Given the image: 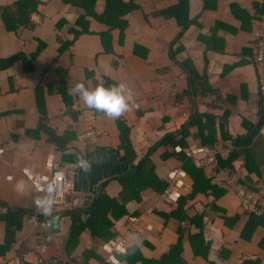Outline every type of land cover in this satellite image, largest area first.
<instances>
[{
  "label": "crops",
  "instance_id": "0c3cea01",
  "mask_svg": "<svg viewBox=\"0 0 264 264\" xmlns=\"http://www.w3.org/2000/svg\"><path fill=\"white\" fill-rule=\"evenodd\" d=\"M179 1L135 0L137 10L124 17L127 28L123 32L109 30L88 15L84 32L78 24L85 12L77 0H0V264H154L180 236L184 264H264V229L247 227L249 216L234 186L239 185V177H245L243 161L235 162L234 177L229 171H218L217 165L197 167L193 162L225 189L217 199L201 197L187 204L190 217L206 213L203 234L208 259H204L194 255L189 241L199 229L169 217L178 198L191 191L192 181L174 159L161 157L165 139L172 135L177 142L187 130L182 139L185 147L177 145L175 152L187 156L196 151L203 157L202 150L210 148L217 156L227 154L233 140L253 134L264 120V97L255 69L256 36L264 32V0H184L182 7ZM23 2L38 3L27 28L14 24L11 11L3 12ZM105 3L95 0L96 15H102ZM170 8L188 20L184 28H177L173 18L157 16ZM181 67L198 74L199 93L178 101L187 87ZM106 79L123 83L132 96L129 110L119 117L96 116L74 91L77 82L94 88ZM62 85L70 105L60 94ZM204 85L215 94L203 97L200 87ZM256 115L257 123L249 134L244 126L251 128ZM209 117L214 119L211 124ZM40 120H46L43 130ZM117 121L129 128L137 160L150 157L158 178L167 182L166 189L173 177L177 184L171 189L179 197L167 203L162 197L166 189L161 194L146 190L141 201L126 205L127 215L113 228L116 238L102 242L86 229L68 253L71 216L80 213L86 218L82 206L91 202L93 192L98 199L104 190L117 197L120 173L90 187L87 170L84 192L79 168L68 176L71 187L64 203L52 205L45 214L38 201L48 195L47 186L62 166L63 153L73 155L78 150L85 154L102 148L96 160L116 153L121 162ZM212 124L218 131L216 146H202V133L207 136ZM89 129L96 137H83ZM67 131L74 136L62 153L50 137H63ZM256 185L255 193L261 191L264 197V179ZM9 210L23 212L22 227L11 243H7L2 218ZM231 219L234 222H227ZM86 252L92 254L89 260L84 258Z\"/></svg>",
  "mask_w": 264,
  "mask_h": 264
},
{
  "label": "trees",
  "instance_id": "16d2710c",
  "mask_svg": "<svg viewBox=\"0 0 264 264\" xmlns=\"http://www.w3.org/2000/svg\"><path fill=\"white\" fill-rule=\"evenodd\" d=\"M134 1L135 0H129L128 2L124 3L119 0H106L105 9L102 15H96L93 11L95 0H77L76 4L83 5L81 8L85 12V15L82 16L83 18L80 19V21H83L81 24L79 23L78 26L82 27L84 32H87L88 28L87 22L85 24V18L88 15H91L90 17L94 21L103 24L109 28V30L117 29L120 32H123L127 28V22L124 21V17L137 10V6L134 5ZM89 2H91V5ZM183 3L184 0H180L178 6L182 7ZM37 8L38 3L23 2L20 3V5H14L11 9L3 10V12L7 13L11 11V15H13L15 18L14 24L20 28H27L28 26H31L30 15L33 12H36ZM157 16L162 17L163 19L173 18L172 21L175 22L177 28L179 29L184 28L188 24V20L185 17L179 16L175 8H170L161 13H157ZM3 18L7 20V16H3ZM255 67L257 68L256 64ZM185 73L187 75V87L183 93L177 97L178 101H180L182 97L191 96V94L197 95L199 93L198 74L192 69L189 70V74L186 71ZM62 77L64 76L62 75ZM62 82L64 84L63 78ZM104 85L109 86L113 85V83L106 79ZM205 86L206 85L200 87V93L203 97L206 96V93L209 95L215 94L212 89ZM66 92V86L62 85L60 94L64 102L67 105H70ZM94 112L96 116L104 115L103 112L97 111L96 109H94ZM68 114L73 116V113L70 109ZM257 117V115L254 117L255 119L253 120L251 128L244 126L249 134L254 131L258 120ZM46 120H40L42 124L40 129L43 130L45 128L44 125L46 124ZM208 120L211 124L214 119L209 117ZM196 123L198 124V121ZM262 129H264V120L260 122L258 128H255V132L253 134L248 135L245 138L233 140V147L229 153H218L217 156V166H219L218 171H229L231 177H234V175L237 173L235 162L241 159L243 161L241 169H243L245 177L238 178L239 185H242L243 187H246L254 192H257V189L255 188V176L260 177L261 170L264 169V142H262V140L264 141V130ZM117 130L119 131L120 141L117 151L122 153L121 163H126L128 165V170L120 173V178L118 179L120 193L117 197L113 198L109 196L104 190L101 197L98 199L97 193L93 192V198L91 202L82 206L85 213L87 214L86 218H82L80 213H76L71 216L73 224L66 239V248L68 253L78 245L79 237L86 229L90 230L92 236L98 238L102 242H108L111 239L116 238L117 234L113 231V228L118 220L127 215L126 205L131 201H141L142 193L148 189L152 190L155 194H161L168 185L165 180H161L156 175L155 165L150 157H143L137 160V153L132 147L129 138V128H127L123 122L117 121ZM206 131L207 136H204L202 133L201 145L215 147L217 142L216 135L218 134L217 129L214 128L212 124V126L208 125ZM47 132L50 131L48 130ZM50 135H52V133ZM187 135L188 130L183 132L180 137L181 140L177 142L175 141L176 136L170 135L162 143L164 152L162 153L161 157L163 159H174L179 165H181L182 170L192 181L191 191L186 196H181L178 198L176 205L171 211L169 217H173L179 222H189L194 227L199 229L198 233L189 236V241L195 256H201L204 259H208V247L205 245L203 234V219L206 213L205 211L203 213L198 212V214L190 217L187 213L189 209L187 208V204L189 201L199 199L201 197L208 198L210 196H214L215 199H217V197H219V192H225V189L213 183V179L208 174V170H205V168H196V166L193 165V161L185 156L184 153H177L174 151V148L177 145L185 147L182 139H184ZM72 136H74L72 131H67L63 137L52 135L50 137V142L56 145V147L63 153L72 141ZM222 137L226 138L225 133L222 135ZM103 151L104 150L102 148H97L92 151L88 150L85 154H80L78 150H76L75 154L73 155H66L64 153L62 154L64 156L61 163L62 166L68 163L77 164L80 168V172H83V174L81 175L80 173V175L81 183H83L82 186L85 188L84 192L87 191L88 187V184L85 181L84 172L87 173L89 166L87 168H82L80 166V160L84 159L88 161L89 165L93 164L97 157L102 156ZM135 170L136 172L132 174ZM217 209L221 210L219 207H217ZM22 217L23 212L17 210H9L6 215L2 216L7 225V243H11L14 239L16 231L21 229ZM234 220L235 219L227 220V222H234ZM246 225L247 227L260 226L264 229V216L250 215ZM181 251L180 236L179 241L170 248L169 252L159 261L154 262V264H184V261L180 256ZM90 256H92V254L89 252L84 254V258L87 260L90 259Z\"/></svg>",
  "mask_w": 264,
  "mask_h": 264
},
{
  "label": "built area",
  "instance_id": "2783aa9c",
  "mask_svg": "<svg viewBox=\"0 0 264 264\" xmlns=\"http://www.w3.org/2000/svg\"><path fill=\"white\" fill-rule=\"evenodd\" d=\"M255 64L259 70V93L264 97V32H259L256 36L255 43ZM87 138L96 137V133L94 130H88L84 136ZM204 152L203 157H198L196 151L187 152V156H189L194 165L197 167H214L217 165V152L215 150H211L207 148L202 150ZM79 166L77 164L68 163L60 168H57L54 172V176L52 178L51 184L54 186V191L52 193L53 204L59 205L65 202L66 193L71 187L69 181V174L75 170H78ZM173 177H170L169 181L173 183L164 191L162 194L163 200L167 203L173 202L175 199L179 197V194H175L173 189H171L172 185H176ZM236 189V193L241 202V207L245 214L248 216H264V197H260L254 191L246 188V187H238L234 185Z\"/></svg>",
  "mask_w": 264,
  "mask_h": 264
},
{
  "label": "clouds",
  "instance_id": "9594fccd",
  "mask_svg": "<svg viewBox=\"0 0 264 264\" xmlns=\"http://www.w3.org/2000/svg\"><path fill=\"white\" fill-rule=\"evenodd\" d=\"M74 91L89 108L101 111L105 115L113 118L119 117L123 112L129 110L132 102V96L123 83L109 86L100 83L94 88H88L83 82H77L74 85ZM80 166L82 168H87L89 166L88 161L81 159ZM53 191L54 186L49 184L47 186L48 195L38 201L45 214L51 211Z\"/></svg>",
  "mask_w": 264,
  "mask_h": 264
},
{
  "label": "water",
  "instance_id": "95a60500",
  "mask_svg": "<svg viewBox=\"0 0 264 264\" xmlns=\"http://www.w3.org/2000/svg\"><path fill=\"white\" fill-rule=\"evenodd\" d=\"M181 68L189 74V71L186 68ZM115 155L116 153L107 154L105 158L97 159L93 164L89 165L90 173L86 177V180L90 184V187L96 185L104 177L116 175L128 170V165L126 163H121L119 158L115 157ZM98 162H101L102 164H99ZM134 173L135 172L132 174Z\"/></svg>",
  "mask_w": 264,
  "mask_h": 264
},
{
  "label": "rangeland",
  "instance_id": "374dc122",
  "mask_svg": "<svg viewBox=\"0 0 264 264\" xmlns=\"http://www.w3.org/2000/svg\"><path fill=\"white\" fill-rule=\"evenodd\" d=\"M262 179H264V170H261V175H260V177H256L255 176V180H256V183L255 184H258V182H260ZM239 186V185H238ZM255 186H257V185H255ZM239 187H243V186H239ZM261 191H259V193H260ZM259 193H258V195H259ZM260 197H263V196H261V195H259Z\"/></svg>",
  "mask_w": 264,
  "mask_h": 264
}]
</instances>
